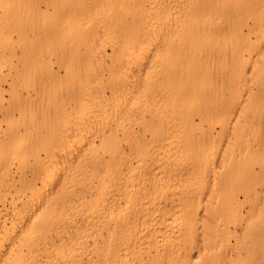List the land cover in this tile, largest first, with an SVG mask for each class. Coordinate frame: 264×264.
Segmentation results:
<instances>
[{"label": "bare ground", "instance_id": "6f19581e", "mask_svg": "<svg viewBox=\"0 0 264 264\" xmlns=\"http://www.w3.org/2000/svg\"><path fill=\"white\" fill-rule=\"evenodd\" d=\"M0 264H264V0H0Z\"/></svg>", "mask_w": 264, "mask_h": 264}, {"label": "rangeland", "instance_id": "374dc122", "mask_svg": "<svg viewBox=\"0 0 264 264\" xmlns=\"http://www.w3.org/2000/svg\"><path fill=\"white\" fill-rule=\"evenodd\" d=\"M54 70L57 71V68L54 66ZM219 154V153H218Z\"/></svg>", "mask_w": 264, "mask_h": 264}]
</instances>
